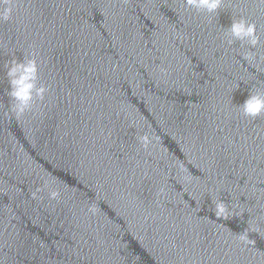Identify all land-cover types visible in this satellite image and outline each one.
<instances>
[{
  "label": "water",
  "instance_id": "95a60500",
  "mask_svg": "<svg viewBox=\"0 0 264 264\" xmlns=\"http://www.w3.org/2000/svg\"><path fill=\"white\" fill-rule=\"evenodd\" d=\"M13 8L0 23V262L264 264V115L238 107L264 91V4L222 0L211 15L182 0ZM240 17L260 36L251 62L225 39ZM30 56L49 91L17 121L4 66ZM44 179L58 200L46 188L32 199ZM217 198L246 212L217 220ZM257 223L252 244L240 241Z\"/></svg>",
  "mask_w": 264,
  "mask_h": 264
},
{
  "label": "clouds",
  "instance_id": "9594fccd",
  "mask_svg": "<svg viewBox=\"0 0 264 264\" xmlns=\"http://www.w3.org/2000/svg\"><path fill=\"white\" fill-rule=\"evenodd\" d=\"M264 4V0H259ZM186 10H194L197 13L215 14L220 9L222 0H182ZM14 0H0V23L8 21L13 14ZM226 43L231 46L234 42H240L241 46L247 45V51L243 54L245 61H252L255 58L252 49L260 44V36L257 34L256 25L240 17L233 19L225 32ZM4 75L8 83L7 96L9 103L7 105V115L17 121L21 120L27 113L34 110L38 101L42 102L49 91L48 85L41 82L40 67L34 56L25 57L22 60L16 58L8 61L4 66ZM163 71V70H162ZM238 87V86H237ZM245 117L252 119L264 115V91L256 90L249 92L247 98L238 106ZM154 138L145 132L138 137L140 146L146 151L149 150ZM187 179V178H185ZM48 190L49 200H58L61 196L59 190L49 188V182L44 179L42 186H37L31 193L34 200H40L39 193L43 189ZM157 196H165L166 189L161 186L157 191ZM214 208L212 209L217 220H227L233 216L240 217L246 211L238 208L237 205L226 204L223 200L217 198L212 200ZM97 208L91 205L88 212L95 215ZM260 231V225L249 224L247 228L240 233L239 240L245 244H252L249 239V233ZM2 264V262H0Z\"/></svg>",
  "mask_w": 264,
  "mask_h": 264
}]
</instances>
